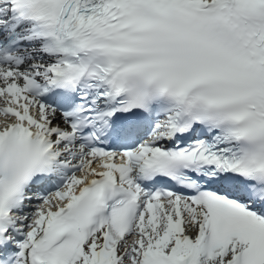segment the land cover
Instances as JSON below:
<instances>
[{
	"label": "snow or ice",
	"instance_id": "6c2138e0",
	"mask_svg": "<svg viewBox=\"0 0 264 264\" xmlns=\"http://www.w3.org/2000/svg\"><path fill=\"white\" fill-rule=\"evenodd\" d=\"M0 264H264V0H0Z\"/></svg>",
	"mask_w": 264,
	"mask_h": 264
}]
</instances>
